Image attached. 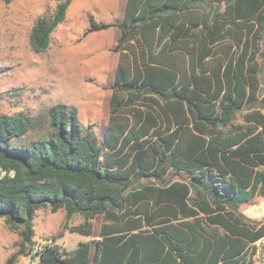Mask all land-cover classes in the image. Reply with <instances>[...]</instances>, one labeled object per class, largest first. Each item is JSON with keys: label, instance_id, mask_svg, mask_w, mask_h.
<instances>
[{"label": "trees", "instance_id": "trees-1", "mask_svg": "<svg viewBox=\"0 0 264 264\" xmlns=\"http://www.w3.org/2000/svg\"><path fill=\"white\" fill-rule=\"evenodd\" d=\"M72 1L36 18L35 54ZM109 28L120 36L102 140L57 104L46 136L14 148L42 120L0 116V220L19 239L3 264L28 254L44 208L63 210L69 233L102 224L92 261L81 242L36 264H253L264 223L240 207L264 199V0H125L121 22L90 17L83 36Z\"/></svg>", "mask_w": 264, "mask_h": 264}, {"label": "rangeland", "instance_id": "rangeland-1", "mask_svg": "<svg viewBox=\"0 0 264 264\" xmlns=\"http://www.w3.org/2000/svg\"><path fill=\"white\" fill-rule=\"evenodd\" d=\"M124 3L125 0H74L65 21L72 14L74 19L59 25L51 35L49 48L35 54L29 45L30 29L37 17L53 11L54 0H11L9 4L0 0V116L21 114L42 120V128L13 139L11 147H25L45 137L46 110L57 104L74 107L79 125L90 127L99 140L104 138L110 96L106 89L113 82L115 71L107 53L112 35L110 32L83 34L90 17L97 23H115L121 18ZM170 178L187 180L183 173ZM240 211L247 220L264 223L263 198H253ZM63 219V210L56 213L48 208L37 210L33 217L34 241L40 242L50 234L49 237L62 236ZM98 219L101 218L95 220ZM81 222L82 218L75 215L70 224L77 226ZM92 238L69 234L60 240V246L71 251ZM18 242V236L0 220V264L16 252ZM255 247L253 264H264V239L256 242ZM22 261L19 257L15 264Z\"/></svg>", "mask_w": 264, "mask_h": 264}, {"label": "crops", "instance_id": "crops-1", "mask_svg": "<svg viewBox=\"0 0 264 264\" xmlns=\"http://www.w3.org/2000/svg\"><path fill=\"white\" fill-rule=\"evenodd\" d=\"M74 1V0H73ZM72 1V2H73ZM72 4V3H71ZM124 5H125V3H124ZM71 6V5H70ZM69 6V7H70ZM123 14H124V9H123V12H122V15H121V18H119L116 22H121L122 21V19H123ZM74 19V15L72 14L71 15V18H69L67 21H64L63 23H66V22H68L69 20L71 21V20H73ZM100 32H110L111 33V35H112V38H111V40L109 41V44H108V48H107V53L109 54V57H111L112 58V63H114V65H115V68H116V65H117V61H118V54L117 53H115L112 49H113V47L116 45V42H117V40H118V38H119V36H120V30L118 29V28H109V29H107V30H104V31H100ZM97 33H99V32H97ZM109 33V34H110ZM107 34V33H106ZM104 36V35H103ZM111 54V55H110ZM114 73H115V71H114ZM111 84V83H110ZM109 84V85H110ZM109 85H108V87H109ZM106 90H109V88L108 89H106ZM109 92H110V90H109ZM110 95H111V92H110ZM109 98H110V96H109ZM108 98V99H109ZM98 217H100V216H98ZM97 218V217H96ZM95 218V219H96ZM101 218V217H100ZM93 220L92 221V235L91 236H93V238H92V240L91 241H89L90 242V244H91V254H90V261H92L93 260V257H94V252H93V250H95V245H96V242L98 241V239H99V233H100V227H101V224H102V218L101 219H98V221H96V220ZM71 221V220H70ZM69 226H76V225H72V224H70V222H69ZM69 234H76V233H69L68 231H65L64 233H63V235L59 238V239H57L55 242H54V244L55 245H57V246H59L60 248H62V246H60V240H62V239H64L65 237H67ZM50 235H52V234H50ZM50 235H48L47 237H49ZM89 237V236H88ZM78 246V245H77ZM76 246V247H77ZM75 247V248H76ZM74 248V249H75ZM63 249V248H62ZM73 249V250H74ZM73 250H71V251H73ZM68 252H70V251H68ZM93 253V254H92Z\"/></svg>", "mask_w": 264, "mask_h": 264}, {"label": "built area", "instance_id": "built-area-1", "mask_svg": "<svg viewBox=\"0 0 264 264\" xmlns=\"http://www.w3.org/2000/svg\"><path fill=\"white\" fill-rule=\"evenodd\" d=\"M53 244L54 242L51 237H46L40 242H35L28 254L21 256L23 261L17 264H36L38 262L39 254L46 247L52 246Z\"/></svg>", "mask_w": 264, "mask_h": 264}]
</instances>
